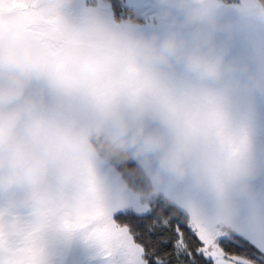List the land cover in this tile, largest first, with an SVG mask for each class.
<instances>
[{"label":"clouds","instance_id":"clouds-1","mask_svg":"<svg viewBox=\"0 0 264 264\" xmlns=\"http://www.w3.org/2000/svg\"><path fill=\"white\" fill-rule=\"evenodd\" d=\"M261 105L264 0H0V264H127L72 225L156 198L264 233Z\"/></svg>","mask_w":264,"mask_h":264},{"label":"snow or ice","instance_id":"snow-or-ice-1","mask_svg":"<svg viewBox=\"0 0 264 264\" xmlns=\"http://www.w3.org/2000/svg\"><path fill=\"white\" fill-rule=\"evenodd\" d=\"M72 227L90 228L89 238L105 258L119 249L130 257L127 264H264V235L209 233L163 198L135 207L109 205Z\"/></svg>","mask_w":264,"mask_h":264},{"label":"crops","instance_id":"crops-1","mask_svg":"<svg viewBox=\"0 0 264 264\" xmlns=\"http://www.w3.org/2000/svg\"><path fill=\"white\" fill-rule=\"evenodd\" d=\"M145 27L147 31L156 30L154 24H147ZM255 140L258 144L264 145V105L259 106L257 109ZM257 186L264 192V177L258 179ZM249 207H257L260 214L264 216V196L259 201L251 202ZM260 235H264V233H260L258 236ZM70 264H93V262L79 249H75L70 256Z\"/></svg>","mask_w":264,"mask_h":264},{"label":"rangeland","instance_id":"rangeland-1","mask_svg":"<svg viewBox=\"0 0 264 264\" xmlns=\"http://www.w3.org/2000/svg\"><path fill=\"white\" fill-rule=\"evenodd\" d=\"M124 6L129 9L131 13L147 12L157 2V0H122ZM70 261V257H69Z\"/></svg>","mask_w":264,"mask_h":264},{"label":"trees","instance_id":"trees-1","mask_svg":"<svg viewBox=\"0 0 264 264\" xmlns=\"http://www.w3.org/2000/svg\"><path fill=\"white\" fill-rule=\"evenodd\" d=\"M113 14L118 18H127L132 14L129 9H127L122 0H109Z\"/></svg>","mask_w":264,"mask_h":264}]
</instances>
